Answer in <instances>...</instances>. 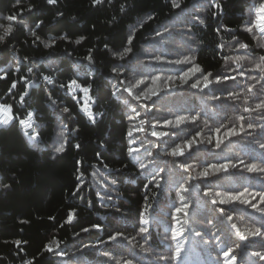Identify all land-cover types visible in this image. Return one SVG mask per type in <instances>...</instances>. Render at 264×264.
<instances>
[{
  "label": "trees",
  "instance_id": "obj_1",
  "mask_svg": "<svg viewBox=\"0 0 264 264\" xmlns=\"http://www.w3.org/2000/svg\"><path fill=\"white\" fill-rule=\"evenodd\" d=\"M177 3L0 0V35L13 27L0 43V104L14 117L0 128V264H229V248L234 264H264L253 255H264V235H250L264 233V214L240 200L212 203L217 192H244L264 209V172L247 169L264 168V72L255 70L264 34L245 30L264 0ZM72 80L87 96L69 92ZM177 147L183 155H171ZM214 164L227 171L201 175Z\"/></svg>",
  "mask_w": 264,
  "mask_h": 264
},
{
  "label": "snow or ice",
  "instance_id": "obj_2",
  "mask_svg": "<svg viewBox=\"0 0 264 264\" xmlns=\"http://www.w3.org/2000/svg\"><path fill=\"white\" fill-rule=\"evenodd\" d=\"M17 2H19V0H17ZM48 4H55L56 3V0H47ZM94 4H97V3H101L102 0H93ZM172 4H173V7H179V4L177 3V0H172ZM214 6H217L218 5H214ZM32 8L31 6H29L28 8V11H31ZM123 10V7L122 9ZM262 13H264V4H261L260 7L256 10V19L253 20L251 23H249L246 27H245V30L250 32V33H253L254 36H255V33H254V29L256 30V32L258 33H261V34H264V15H261ZM18 19L17 15H11L8 17V20L10 21H13V22H16ZM22 22V21H21ZM201 23H203V21H201ZM37 27H39V24H37ZM13 32V27L12 25H8L6 27H4L3 29V35H0V43H3L5 38L8 37L11 33ZM32 35H35V32H32ZM37 39H39V37L37 36L36 37ZM65 37L61 36L60 39H64ZM54 42V41H53ZM80 41L77 40L76 43H79ZM132 42V37L130 36L128 38V43L130 44ZM51 46L50 44H45V47H49ZM261 47H264V43H262L260 45ZM239 48L240 49H247L248 48V45L245 44V43H240L239 44ZM130 51V49L126 48L124 50L123 53H119L118 55H120L121 58H123V56L125 54H127V52ZM245 57L243 56H240V57H237L236 60L233 61V63H236L237 64V68L240 67L238 61L240 60H243ZM90 59V57H89ZM191 61L185 57V59L183 61H176V63H190ZM255 70H258L260 72H264V56L260 57V63H257L255 65ZM29 71H31V69H29ZM200 71V68L198 65H195L192 69H190L188 72H185L184 73V76L181 78L184 80V82H187L188 79L191 78V75H194L196 72H199ZM242 74V73H241ZM211 75V73H208L207 75H204L203 76V81H204V87H207L208 86V78L209 76ZM3 77H0V79H2ZM160 78L159 77H155L153 79V83L156 82V80H159ZM219 79V78H218ZM224 79H235V77H225ZM261 79H264V77H261ZM44 80L46 81V83L48 84H52L53 81L45 76L44 77ZM139 83H143V81H140ZM198 83H193L192 84V87L193 88H196L198 87ZM13 88H15V83H13L12 85ZM63 87V85H62ZM80 89L81 91H83L85 93V96H87L88 92H89V89L88 88H81V86L75 81V80H72L69 82L68 84V90L70 93L72 92H75L76 89ZM249 92H252V88L250 87L248 89ZM147 93H150V95L152 96H155L157 93L152 90V89H147ZM129 94L131 95V91L129 90ZM27 93H24L23 96L20 97V102L23 103L24 102V96H26ZM137 99H139V97H136ZM146 98H149L147 95H146ZM88 99H91V97H88ZM53 103H55V101H53ZM256 108L257 109H264V102H261L260 104H257L256 105ZM253 109H250V108H245L244 111H252ZM64 111H67V108L64 109ZM81 111H83L88 119L90 121H92L93 123L95 122V117H94V114L92 113L91 109H90V106L87 105V102L85 103V105L81 108ZM12 109H11V106L9 105H4V104H0V128H4L6 126H8L10 124V122L14 119V117L12 116ZM32 116L33 114L31 112L28 113V116L26 119H23V120H20V124L21 126L24 128V129H29L32 127V124H31V121H32ZM184 118L183 117H178L177 118V125L183 120ZM195 119V118H193ZM239 119L243 120L244 117H239ZM169 123L171 124V121H169ZM251 126V125H250ZM141 131H143V129L141 128L140 129ZM233 135H235L236 133L233 132L232 133ZM25 135H28L27 132H25ZM61 136L64 135L63 132L60 133ZM129 136L132 135V132L130 131L128 133ZM153 136H159V135H166V133L164 134H161V133H156V132H153L152 133ZM30 141H33L36 139V136L35 135H32L29 137ZM131 144H134L135 141H131L130 142ZM193 143V141H189L188 144L185 146V148H187L188 146H190L191 144ZM217 147L220 146V141L217 142ZM77 148H79V145H76ZM262 148H264V144L261 145ZM55 151L57 153H60V152H63L64 151V144L61 143L58 147H56ZM139 151V149L137 148H133V147H129L128 149V152H129V155H132V153L134 152H137ZM184 154V149H181L180 147H177L172 153L171 155L173 156H180V155H183ZM145 165H141V168H144ZM227 168H228V165H212L211 168H208V169H205L204 172L201 174L203 175L204 177H208L209 174H215V173H218V172H222V171H227ZM247 169L249 172H256V171H259V172H264V168H258L255 164H252V165H248L247 166ZM5 187H7V185H5ZM187 190V189H185ZM247 191V190H246ZM207 195V193H206ZM217 197H221L219 199V201L217 200H213L212 203H217L219 202L220 204H225V203H228L230 201H235V200H240L241 203H244V204H247L249 206H251L252 208L256 209L257 211H260L262 214H264V209H261V208H258L257 205L255 204H252L251 201H248V200H241V197H243L245 195L244 192H241L237 195H229V194H224V193H220V192H217L215 194ZM260 195V200H261V203H264V193H261L259 194ZM185 208L187 207V205L184 206ZM183 209H177L178 212L182 211ZM221 211H223L221 209ZM73 219V215L70 214L69 217H68V222H71V220ZM227 219L229 221H231L232 217L231 216H228ZM141 222L143 224H147V221L143 219V214H141ZM231 227L233 229H236V225L235 224H232ZM85 231H87V229H85ZM140 232L141 233H144V232H147V228H144L142 227L140 229ZM197 235H199V233H197ZM237 235L240 236V239L241 240H245L247 239V236L243 235V234H240L239 232H237ZM250 235H253V236H262L264 235V233H261V231L259 229H254V230H251L250 231ZM174 240L176 239V235L174 234L173 237H172ZM111 239L115 240L116 237L113 236L111 237ZM15 243L17 245L20 244V241H15ZM53 244H55L56 242L53 240L52 241ZM46 250L49 251V252H52L53 251V248L51 247V245H46ZM58 247V245H57ZM237 247H240L239 245H237ZM183 250V244H180L178 243L177 246H176V249H175V252L173 254V256L171 257V259H179L180 257V254ZM234 252V249L232 248H229L227 251L224 252V256L228 259V262L229 264H234L235 260H236V257L235 255H232V253ZM59 254V253H58ZM253 255L255 256H259L260 259L264 260V255H261L260 253L256 252V253H253ZM161 259H167L166 257H160ZM29 264H31V262H29ZM124 264H131L130 261H124Z\"/></svg>",
  "mask_w": 264,
  "mask_h": 264
},
{
  "label": "bare ground",
  "instance_id": "obj_3",
  "mask_svg": "<svg viewBox=\"0 0 264 264\" xmlns=\"http://www.w3.org/2000/svg\"><path fill=\"white\" fill-rule=\"evenodd\" d=\"M167 71V70H166Z\"/></svg>",
  "mask_w": 264,
  "mask_h": 264
}]
</instances>
